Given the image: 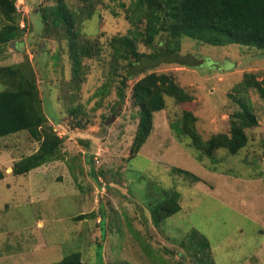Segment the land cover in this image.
Returning a JSON list of instances; mask_svg holds the SVG:
<instances>
[{
  "label": "rangeland",
  "instance_id": "374dc122",
  "mask_svg": "<svg viewBox=\"0 0 264 264\" xmlns=\"http://www.w3.org/2000/svg\"><path fill=\"white\" fill-rule=\"evenodd\" d=\"M132 1L64 0L84 16L94 11L77 28L102 47L100 57L84 61L86 78H73L67 37L47 32L42 21V10L57 0H17L24 33L0 50V66L30 62L48 125L63 142L51 161L15 175L14 164L40 142L29 131L0 137V264H58L78 253L80 264H264V98L249 91L259 125L247 131L249 143L237 154L221 148L204 156L173 126L190 111L204 141L229 134L239 110L236 87L246 75L264 79V50L182 38L181 54L192 65L162 63L154 71L171 75L192 99L165 96L136 150L134 80L121 100L126 62L115 63L109 46L129 32L125 9ZM169 41L163 33L155 48H138L150 53ZM174 192L180 210L155 224L153 206Z\"/></svg>",
  "mask_w": 264,
  "mask_h": 264
},
{
  "label": "trees",
  "instance_id": "16d2710c",
  "mask_svg": "<svg viewBox=\"0 0 264 264\" xmlns=\"http://www.w3.org/2000/svg\"><path fill=\"white\" fill-rule=\"evenodd\" d=\"M16 2L0 0V50L23 36L24 29L20 27L21 15ZM120 6L125 8L126 4L122 2ZM125 12L131 28L126 35L113 37L109 46L115 63L126 62V73L118 91L121 100L125 99L128 82L134 80L131 97L134 105L139 107L140 114L134 139L136 150L150 136L155 113L165 108V96L177 102L192 99L171 75L154 71L162 63L192 65L188 60L189 55L181 54L182 38L218 47L238 44L264 50V0H133ZM93 15L90 7L84 16L82 11L67 6L64 0H57L55 5L42 10L45 30H63L69 41L73 78H86L84 61L100 57L102 51L99 40L81 37L77 28L78 21L91 20ZM163 33H168L170 37L167 46L159 45L150 53L140 52L139 43L153 49L155 38ZM229 67L226 66L227 69ZM113 68H117L116 64ZM150 70L152 72L147 73ZM236 89L239 110L232 115L229 134H217L204 141L196 129V118L190 111L185 112L180 122L173 124L175 131L189 137L192 146L204 156L214 157L221 148L231 154L239 153L249 143L247 131L259 125L249 91L255 89L264 98V79L246 75L245 81ZM48 123L37 77L30 62L0 66V137L29 131L40 142L36 153L14 164L15 175L27 174L54 158L63 141ZM173 171L192 178L193 182L200 181L199 177L187 170L176 167ZM179 199V193L174 192L157 202L152 208L154 223L160 224L176 214L180 210ZM86 217L81 215L80 218ZM199 238L207 241V245L210 243L205 235ZM78 257L79 253L70 255L58 264H80Z\"/></svg>",
  "mask_w": 264,
  "mask_h": 264
},
{
  "label": "crops",
  "instance_id": "0c3cea01",
  "mask_svg": "<svg viewBox=\"0 0 264 264\" xmlns=\"http://www.w3.org/2000/svg\"><path fill=\"white\" fill-rule=\"evenodd\" d=\"M264 244V241H262V244L261 245H263Z\"/></svg>",
  "mask_w": 264,
  "mask_h": 264
}]
</instances>
